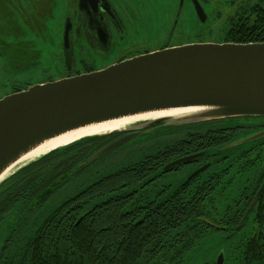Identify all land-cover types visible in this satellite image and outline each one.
Returning <instances> with one entry per match:
<instances>
[{"label": "trees", "instance_id": "1", "mask_svg": "<svg viewBox=\"0 0 264 264\" xmlns=\"http://www.w3.org/2000/svg\"><path fill=\"white\" fill-rule=\"evenodd\" d=\"M245 13L241 21L235 19L238 24L228 22L226 41L264 42L263 0ZM231 119L163 131L181 130L188 134L189 141L173 146L188 153L196 145H205L201 142L208 133L235 129L226 127ZM221 122L227 125L218 124ZM116 135L55 149L20 167L0 183V264H183L187 260L188 264H214L217 245H207L216 244L219 238L222 248H229V238L221 235L224 231L211 227L203 218L226 224L225 231H234L246 205L240 217L225 220L221 217L233 205L208 202L200 194L196 196L199 192L194 190L187 195V202L130 201L133 196L144 195V187L155 179L157 168L165 160H156L152 169L140 166L153 163L151 160L133 162L83 183L85 170L77 173L80 163ZM62 176L65 178L59 182ZM73 180L79 182L76 192L48 208L51 195ZM251 219L256 233L243 244L256 247L253 252L244 248L237 259L225 260L224 264H264V203L254 206ZM212 232L219 237L204 241Z\"/></svg>", "mask_w": 264, "mask_h": 264}, {"label": "flooded vegetation", "instance_id": "2", "mask_svg": "<svg viewBox=\"0 0 264 264\" xmlns=\"http://www.w3.org/2000/svg\"><path fill=\"white\" fill-rule=\"evenodd\" d=\"M153 1L8 0L12 11L7 12L8 19H1L0 24L5 27L8 26L9 28L23 27L36 40L46 39L47 28H54L56 34L59 33V39L55 38V48L57 49L61 62L55 73V78L45 80L46 82H50L75 75L91 73L113 63L120 62L121 60L168 47L189 43L231 42L226 41L224 36L228 22L229 24L231 22H234L235 25L238 24L239 22L235 21V19L239 20L245 17V12L257 7L261 0H177L172 6L167 4L161 13L155 10ZM206 6L211 7L212 12L217 17H220L222 13L225 15L223 23H220V33L217 34L218 39H215L214 35L213 39L197 35L192 40H185L182 37L183 34L181 33L180 25L185 22V16L183 17L185 8L189 7V12L192 13L194 20L197 24L201 25L205 24L208 20ZM55 9L59 12L62 11L64 14L60 23H57L56 18H54ZM59 27L62 30L56 31ZM9 33H12L11 30ZM209 35L212 36V34ZM29 42L25 46V50L33 54H38L39 51L36 48L35 41L30 40ZM21 88L27 89L26 86H16L12 89L11 93ZM244 118L248 119L249 117ZM257 118H261L258 123L247 122L240 124L233 123L234 118L231 119V122L229 120L227 123L229 125L225 124L227 125L226 127H236L235 129L208 133L205 137L206 140L203 139L201 142L202 144H206L202 146L196 145L194 150L188 153L177 151L173 147L176 144L189 141L190 137H188V134L182 133L181 130L163 131L155 135H151L150 133L147 136L139 137L140 146L133 148L132 142L127 145L131 147L128 153L136 150L140 152V157L134 160V163H142L148 160L153 161L149 165L140 164L142 167L152 169L155 162L159 160L166 161L157 168L158 174L156 173L155 179L144 187V195L139 197L133 196L130 201L133 199L140 204L142 202H187L190 201L187 195L194 190L195 192H199L196 193V196L200 194L208 202L211 200L214 204L223 203L233 205L230 208V212L225 213V217H221L225 220H229L231 217H240L241 210L246 205L244 213L234 227V231H225L227 225L221 223L216 225L222 226L223 228L213 227L224 231L221 235L229 238L227 240L230 242L228 249L224 250L222 248L223 244L221 245L220 239L217 238L219 237L218 233H209L204 239V241L212 242L215 237L217 238L215 240V246L217 245L214 255L215 258L212 260L214 264H216V258L222 249L224 250L225 260L227 261L236 257L238 258L244 248L251 249L253 252V249L256 247L252 244L246 245L243 243L250 241L256 233L254 223L251 219L254 206L259 202L264 203V137L251 141L253 143L251 147L240 153H237L235 149L242 144L234 147L228 146L239 141L240 133L247 135L263 130L264 117ZM223 123L225 122L218 124ZM212 134H215L216 137H212ZM123 135L125 133L117 134L115 137L110 138L108 142ZM128 142H125L116 149L125 146ZM91 155L80 163L81 170L77 172L79 173L85 170L82 174L83 176L80 175L82 176L83 183L93 182L110 173L98 175L97 166L100 165L98 162L105 155L102 158L99 157L101 158L100 160L97 158L93 161L86 162ZM190 155L197 156L188 162L180 163L167 170L164 169L171 162ZM133 162L128 164V166L133 164ZM208 163L210 165L206 170L183 185L184 181L194 171ZM122 167L125 166L122 165L115 170ZM64 178L65 176L60 177L59 182H62ZM236 178L240 179L236 180ZM75 182L76 180L68 184L66 183L65 186L54 192L48 199L47 207L53 208L73 195L76 192ZM232 188L234 189L232 190ZM68 190L70 191L66 194ZM252 203L253 205L251 207ZM217 218L220 217L218 216ZM80 220L81 217L77 219L76 224ZM239 224L240 227H238ZM207 230L212 231L210 229ZM250 256L253 258V253ZM183 264H188V260Z\"/></svg>", "mask_w": 264, "mask_h": 264}, {"label": "water", "instance_id": "3", "mask_svg": "<svg viewBox=\"0 0 264 264\" xmlns=\"http://www.w3.org/2000/svg\"><path fill=\"white\" fill-rule=\"evenodd\" d=\"M172 110H185L186 113L139 120L82 137L63 147L86 139L125 133L95 151L86 161L90 162L125 142L160 129L236 117L263 118L264 42L189 43L168 47L121 60L91 73L33 85L5 95L0 98V175L10 170L0 183L30 163V160L21 163L20 159L46 140L91 124ZM263 137L264 129L228 147ZM195 156L180 158L164 169L188 162ZM209 165L194 171L183 185ZM203 219L212 227L223 228ZM224 262L222 249L216 264Z\"/></svg>", "mask_w": 264, "mask_h": 264}, {"label": "rangeland", "instance_id": "4", "mask_svg": "<svg viewBox=\"0 0 264 264\" xmlns=\"http://www.w3.org/2000/svg\"><path fill=\"white\" fill-rule=\"evenodd\" d=\"M176 1L177 0H154L153 2L155 10L161 13L167 4L172 6ZM189 10V7L185 8L183 14V17L185 16V22L180 24L181 33L183 34L182 37L185 40H192L195 36L202 35V37L213 39L214 35L215 39H218L217 34L220 33V23H223L225 15L222 13L220 17H217L216 14L212 12L211 7L206 6V11L208 12V20L205 24L199 25L196 23L192 16V13H190ZM8 11H12L8 0H0V20L8 19ZM54 12V18H56V22L60 23V21L64 17V14L62 13V11L59 12L57 9H55ZM16 18H18V16H16ZM10 30L12 33H9ZM57 30H62V28L59 27L56 29V31ZM209 34H212V36H210ZM55 38L59 39V33L56 34L54 28L46 29L45 40H36L34 39L33 35H31V33L23 27L9 28L8 26L5 27L4 25L0 24V98L11 93L12 89L16 86H26L27 88H29L33 85L45 83V80H48L50 78H55V73L57 72V68L60 66L61 62L60 56L58 55L57 49L55 48ZM30 40L35 41L36 48L39 51L38 54H33L25 50V46L30 43ZM168 113L170 112L158 113L156 115H153L151 119L155 117L165 116ZM234 119L235 120L233 121V123L240 124L247 122L258 123L261 120V118L254 117H249L248 119L244 117H236ZM223 125H225V123H223ZM162 132L163 131L160 129L151 133V135ZM251 134L253 133L247 135H245L244 133H240L239 140H242L247 136H250ZM131 142L133 144V148L141 145L139 143L140 138L137 137L125 144V146L108 153L98 162L100 163V165H98L99 167L97 166V174L103 175L112 172L117 167H120L122 165L126 166L134 160H137V158L140 157V152L138 150L128 153L131 147L127 145ZM251 144L253 143L246 142L241 146L236 147L235 151L237 153H240L241 151L250 148ZM239 179L240 178H236V180ZM78 184L79 182H76V188ZM233 189L234 188H232V190ZM69 191L70 190H68L66 194ZM214 246L215 244L207 245L208 248H213Z\"/></svg>", "mask_w": 264, "mask_h": 264}, {"label": "bare ground", "instance_id": "5", "mask_svg": "<svg viewBox=\"0 0 264 264\" xmlns=\"http://www.w3.org/2000/svg\"><path fill=\"white\" fill-rule=\"evenodd\" d=\"M166 112H170L167 115H173V116H177V115H181L183 113H186L185 110L150 112V113L139 114V115L132 116V117H124V118H120V119H114V120H109V121H105L102 123L84 126V127L69 131L67 133H64V134L57 136L55 138L44 141L37 148L33 149L32 151H30L29 153L24 155L20 159V162L23 163L24 161H29V160L33 161V160H35V158L40 157L41 155L48 153L49 151H52L56 148H60V147H63L65 145H68L74 141L79 140L82 137L91 136L94 134H98V133L105 132V131H110L113 129H118L120 127H123L125 125H128L130 123H133V122H136L139 120L151 119V117L153 115H156L158 113H166ZM167 115H165V116H167ZM126 120H128V121H126ZM9 170H10V168L8 170L4 171L0 175V180L3 179L9 173Z\"/></svg>", "mask_w": 264, "mask_h": 264}]
</instances>
